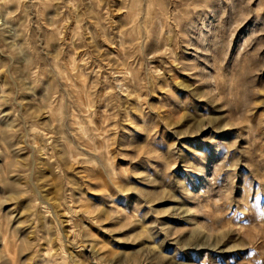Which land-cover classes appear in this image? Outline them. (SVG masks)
I'll use <instances>...</instances> for the list:
<instances>
[{
    "label": "rangeland",
    "instance_id": "obj_1",
    "mask_svg": "<svg viewBox=\"0 0 264 264\" xmlns=\"http://www.w3.org/2000/svg\"><path fill=\"white\" fill-rule=\"evenodd\" d=\"M0 264H264V0H0Z\"/></svg>",
    "mask_w": 264,
    "mask_h": 264
},
{
    "label": "bare ground",
    "instance_id": "obj_2",
    "mask_svg": "<svg viewBox=\"0 0 264 264\" xmlns=\"http://www.w3.org/2000/svg\"><path fill=\"white\" fill-rule=\"evenodd\" d=\"M80 128H81V129H80ZM79 129H80L79 131H83L82 133H84V130H83L82 126H80ZM85 133H86V132H85ZM3 240H4V238H3ZM4 241H5V240H4Z\"/></svg>",
    "mask_w": 264,
    "mask_h": 264
}]
</instances>
